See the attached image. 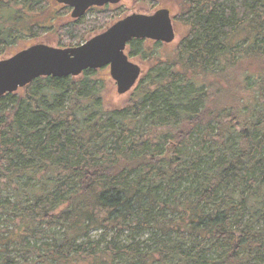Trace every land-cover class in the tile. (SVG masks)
Here are the masks:
<instances>
[{"label":"trees","instance_id":"obj_1","mask_svg":"<svg viewBox=\"0 0 264 264\" xmlns=\"http://www.w3.org/2000/svg\"><path fill=\"white\" fill-rule=\"evenodd\" d=\"M46 2L0 0V54L55 30ZM178 4L168 59L128 43L123 106L96 70L0 97V264H264V0Z\"/></svg>","mask_w":264,"mask_h":264},{"label":"water","instance_id":"obj_2","mask_svg":"<svg viewBox=\"0 0 264 264\" xmlns=\"http://www.w3.org/2000/svg\"><path fill=\"white\" fill-rule=\"evenodd\" d=\"M72 8L71 18L79 19L92 7L118 4L121 0H54ZM132 40H150L171 44L175 40L173 21L168 8L150 15L126 16L103 33L73 48L57 49L33 44L14 56L0 59V97L16 93L34 80L44 77H78L86 70L108 67L118 95L130 92L144 73L125 55Z\"/></svg>","mask_w":264,"mask_h":264},{"label":"rangeland","instance_id":"obj_3","mask_svg":"<svg viewBox=\"0 0 264 264\" xmlns=\"http://www.w3.org/2000/svg\"><path fill=\"white\" fill-rule=\"evenodd\" d=\"M180 2L181 0H121L120 3L115 5L93 7L81 18L74 21H70L68 19L71 23H64V20H66L65 13L69 17L70 9H68L67 12H64L62 8H60L61 6L54 5V0H47V8L50 5V8L54 6L58 7L57 10L59 11L56 13V16L60 17L61 20L55 25V30L48 31L46 34L41 36L45 39L46 43H49L51 47L57 49L73 48L74 46L78 47V45L80 46L91 38L103 33L107 28L126 16L132 14L150 15L158 9L166 7L167 4H172L174 9L172 14L174 13L173 27L175 31V40L169 45L161 43L158 53L160 60L164 61L170 57L171 52L176 49V47L182 42L183 38L187 35L188 27L182 20L183 12L178 4ZM39 42H43L41 37L36 43ZM152 43L154 42L148 40L145 41V47H147L150 51L153 48ZM33 44L34 42H31V40H25L24 42L17 43L14 47L5 49L0 54V59L10 58L19 51H22ZM125 55L129 57L127 49L125 50ZM129 59L134 64L139 65L145 72L150 67V61L146 62L145 60H141L138 56H135V58L129 57ZM96 72L98 74L96 77L103 79L105 83L102 94L103 103L111 108L123 106L134 88L130 90V93L128 92L124 95H118L116 92V83L111 79L108 67L96 70ZM143 75H145V73ZM97 236L98 234L93 233V237ZM146 238L147 237L145 236L142 240H145Z\"/></svg>","mask_w":264,"mask_h":264},{"label":"flooded vegetation","instance_id":"obj_4","mask_svg":"<svg viewBox=\"0 0 264 264\" xmlns=\"http://www.w3.org/2000/svg\"><path fill=\"white\" fill-rule=\"evenodd\" d=\"M55 6H61L60 8H62V10L64 11V12H67V10L68 9H70V15H69V17H68V19L70 20V21H74V20H77V19H72L71 18V12H72V8H70V7H68V6H66V5H62V4H54ZM106 5H115V4H106ZM54 6V7H55ZM105 6V5H104ZM103 7V6H102ZM55 8H58V7H55ZM93 8V7H92ZM91 9V8H90ZM90 9H88L87 11H86V13L90 10ZM161 9V8H160ZM170 11V10H169ZM85 13V14H86ZM84 14V15H85ZM65 15H67L66 13H65ZM170 15H171V18H172V21H173V19H174V13L172 14V10L170 11ZM68 16V15H67ZM81 18V17H80ZM174 26V25H173ZM94 38V37H93ZM92 39V38H91ZM37 41H39V40H37ZM37 41H34V44H44V45H47V46H50V44L49 43H46L45 42V40H42L43 42H39V43H36ZM89 41V40H88ZM146 41V40H145ZM86 43V42H85ZM79 46V45H78ZM51 47V46H50ZM74 47H76V46H74ZM126 49H127V47H126ZM140 67V66H139ZM141 68V67H140ZM144 72V71H143Z\"/></svg>","mask_w":264,"mask_h":264}]
</instances>
